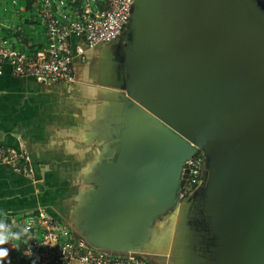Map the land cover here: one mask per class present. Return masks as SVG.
<instances>
[{"label": "water", "instance_id": "95a60500", "mask_svg": "<svg viewBox=\"0 0 264 264\" xmlns=\"http://www.w3.org/2000/svg\"><path fill=\"white\" fill-rule=\"evenodd\" d=\"M118 38L101 45L110 104L73 230L152 264H264V0H134ZM199 149L196 257L180 190Z\"/></svg>", "mask_w": 264, "mask_h": 264}, {"label": "crops", "instance_id": "0c3cea01", "mask_svg": "<svg viewBox=\"0 0 264 264\" xmlns=\"http://www.w3.org/2000/svg\"><path fill=\"white\" fill-rule=\"evenodd\" d=\"M26 2L21 8L26 15L19 22L2 21L0 29L34 49L45 41V29L35 21L39 4ZM104 55L100 46L88 51L86 59L77 58L74 82L47 84L34 76H15L5 66L0 148L27 149L35 173L19 174L0 159V218L46 208L69 220L103 146L95 131L110 104V88L102 84Z\"/></svg>", "mask_w": 264, "mask_h": 264}, {"label": "built area", "instance_id": "2783aa9c", "mask_svg": "<svg viewBox=\"0 0 264 264\" xmlns=\"http://www.w3.org/2000/svg\"><path fill=\"white\" fill-rule=\"evenodd\" d=\"M39 4L36 23L46 39L34 49L0 29V77L5 66L18 77L34 76L47 84L74 82L73 64L87 52L118 38L129 21L134 0H30ZM17 1L13 0V4ZM0 159L22 175L33 176L27 149L0 148ZM206 152L187 160L189 178L180 199L203 180ZM9 253L17 264H152L135 254L116 255L88 245L64 217L46 208L0 218V255ZM23 261V262H22Z\"/></svg>", "mask_w": 264, "mask_h": 264}, {"label": "flooded vegetation", "instance_id": "af4514ba", "mask_svg": "<svg viewBox=\"0 0 264 264\" xmlns=\"http://www.w3.org/2000/svg\"><path fill=\"white\" fill-rule=\"evenodd\" d=\"M121 36L116 40V42L121 39ZM117 45V44H116ZM118 52V49L114 48V53ZM189 178V177H188ZM187 178V180H188ZM186 180V182H187ZM200 187V186H199ZM197 188L195 191H193L191 194H189L186 198L191 201V198L193 200L190 202V206L188 209V221L190 223V228L194 230V232L197 233V244L193 247L192 251L193 254L196 255V257L203 256L204 252L207 251L209 240L206 238V236L202 235L203 231H206V226L202 219V209H201V190L200 188ZM188 200V202H189Z\"/></svg>", "mask_w": 264, "mask_h": 264}, {"label": "rangeland", "instance_id": "374dc122", "mask_svg": "<svg viewBox=\"0 0 264 264\" xmlns=\"http://www.w3.org/2000/svg\"><path fill=\"white\" fill-rule=\"evenodd\" d=\"M16 1L17 3L13 4V0H0V23L2 21H6L8 18L16 22L19 17H23L26 15V13H24L21 9L23 6H26V0ZM5 8H7V12L5 11ZM13 13H15V16H13ZM169 216L170 214L164 215L163 217L159 218V222L165 221ZM13 257L14 256H10L9 253L5 252L3 253V255H0V263L8 264L10 261H13V264H17V261L13 260Z\"/></svg>", "mask_w": 264, "mask_h": 264}, {"label": "trees", "instance_id": "16d2710c", "mask_svg": "<svg viewBox=\"0 0 264 264\" xmlns=\"http://www.w3.org/2000/svg\"><path fill=\"white\" fill-rule=\"evenodd\" d=\"M8 165V164H7ZM10 166V165H9ZM11 167V166H10ZM12 168V167H11ZM23 262V261H22ZM1 264V263H0ZM8 264H13V261H10Z\"/></svg>", "mask_w": 264, "mask_h": 264}]
</instances>
